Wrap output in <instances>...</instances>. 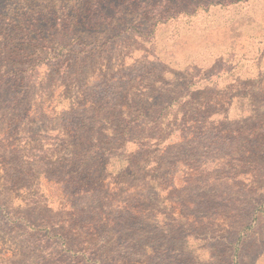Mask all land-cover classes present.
I'll use <instances>...</instances> for the list:
<instances>
[{"label": "trees", "instance_id": "trees-1", "mask_svg": "<svg viewBox=\"0 0 264 264\" xmlns=\"http://www.w3.org/2000/svg\"><path fill=\"white\" fill-rule=\"evenodd\" d=\"M118 3L110 12L105 0H0V133L3 125L12 130L21 104L35 111L47 101L62 104L43 131L38 125L25 133L38 144L15 147L0 134V232L17 249L4 255L0 247V264H160L159 248L170 246L167 226L176 223L189 238L219 208L226 215L264 204V176L256 172L254 188L247 185L253 157L241 155L239 136L241 121H252L264 138L259 16L248 18V31L235 18L222 32L185 33L174 48L183 56L177 63L159 42L175 44L182 33L155 25L141 31L135 18L152 13L138 0ZM94 6L102 7L97 18ZM144 51L153 59H131ZM244 55L250 63L242 67L253 72L247 80L258 86L243 97L229 72ZM6 79L14 92L2 91ZM182 87L166 101L164 92ZM111 158L126 166L106 180ZM18 196L24 205L10 209Z\"/></svg>", "mask_w": 264, "mask_h": 264}, {"label": "rangeland", "instance_id": "rangeland-1", "mask_svg": "<svg viewBox=\"0 0 264 264\" xmlns=\"http://www.w3.org/2000/svg\"><path fill=\"white\" fill-rule=\"evenodd\" d=\"M138 1L142 7L141 10H146L152 13H144V15H141V19H139L140 15L138 18H135L141 23L138 25L139 30L147 31L149 27L155 25V28L158 31L169 33L173 30L182 33L181 38L176 39L175 44H172V40H162L159 42L160 45L166 44L173 49L171 57L177 63L183 60V56L180 52L174 50V48L180 47L184 44V39H186L184 38L185 33L190 34V31L195 30V32H197L203 28H218L220 32H222L227 29V27L225 28L221 25H227L235 18L237 20V26L244 31H248L251 26L247 20L249 17H255L256 15L259 16L258 19L259 22H261L260 26H264V0H169L171 1L169 3L160 0V2L162 1L160 4L153 6L152 1L148 0L145 3L143 0ZM113 3L117 5L119 4L118 0H105L103 6L107 7V10L111 12L116 9L110 7V4ZM20 4L24 6V3ZM14 7L17 8V3ZM98 9L101 10L102 7L99 8L94 6L90 9L92 18H97ZM140 13L143 14L142 11ZM173 15L174 19H172ZM125 43L119 44L117 48H114L112 54L115 55L118 54V52H122L123 48L127 46V43ZM140 45L143 47L150 46L149 42L141 43ZM65 56L62 58L64 59ZM129 57L130 55H128V58ZM134 57H137L139 60L144 57L149 61L153 59L152 55L146 51L135 52L131 56V59ZM125 59L128 61L126 56ZM247 61L250 63V59L245 55L244 57H241V61L239 58V63L233 66V68H231L232 70L229 72L232 73L229 77H233L237 74L236 76L238 77V80L232 82L231 87L236 89V86H242L243 90H238L235 93H241L243 97L248 95L247 92L250 93L251 91H255L254 87L258 86V83L249 82L247 80L248 77H250L249 74L253 73L250 70V66H245V69L242 67ZM68 66L69 64L67 62L62 63L61 61V66L58 67V70L65 71ZM178 76L173 78L172 84L176 83L174 80L178 79ZM261 76L263 78L262 83H264V74ZM6 80L7 82H4V88L2 91L9 90L14 92L11 87L13 80ZM172 84L170 83V85ZM191 88L192 86L187 87L186 91ZM184 92L185 88L182 87L177 92H164V97L166 101H168L170 98ZM154 93V100L151 107L155 106L159 100L157 94L158 91ZM25 104H21L22 106L19 109L17 108V111L12 112V130H7V125H3V133H0L1 135H6V133H8L9 136H12L11 144L15 147L23 145L24 142H29V145L38 144V141L35 140L37 137L34 139H25V133L29 130V127L33 128L38 125L39 129H41L40 131H43L44 127L49 125V118L56 116L52 115L54 110L59 111L62 107V104L58 105L56 100L52 104L48 101L44 102V109L40 111L32 110L25 106ZM250 110L253 109H248L246 106L243 116L248 117L250 115ZM54 118L55 117H53L50 123L54 122ZM40 125L42 127H40ZM260 126L258 124L255 125L252 121H241L239 124V136H241L240 138L242 140L241 155H249V158L253 157L251 162H253L254 167L251 168V173H249V176L251 177H249L246 182L250 188H254L256 183V181L252 179V176L256 172L264 176V138L261 137V135H258L261 133V131L258 130V127ZM262 135L264 136V129ZM249 158H247V160H249ZM120 161L121 160L111 158L105 163L104 171L106 180H114L116 176H119L120 173L123 172L126 166V161ZM263 180L264 178L259 181ZM1 182L2 179L0 175V188ZM45 182L46 181H44V184ZM51 190L46 193L53 198H59L57 195L59 192L55 189ZM18 194L20 195V191H18ZM21 197L22 196L10 197V209L17 210L20 206L24 205V202H21ZM178 211L179 208L176 212ZM237 211L238 213L230 211L227 212L228 214L223 215V209H217L218 214L214 216V214L211 213L209 217L210 220L203 226L198 227V233H193L189 238H185V235H183L184 233L180 230L179 226H177L178 229L176 228V223L167 226L165 229L169 232L170 236L165 238L164 241L170 246L168 248L165 246L159 248L160 252H158V254L164 253L162 256L159 255L158 260H161L160 264H264V204L259 206L253 205L251 207L248 206L241 211ZM213 217L215 218L213 219ZM6 239V234L3 231L0 232V247L4 248L3 254L11 255L17 250L15 242Z\"/></svg>", "mask_w": 264, "mask_h": 264}]
</instances>
